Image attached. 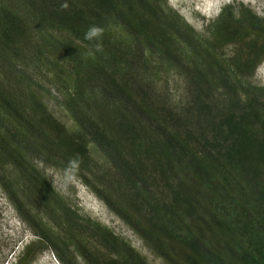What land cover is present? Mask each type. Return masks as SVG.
Masks as SVG:
<instances>
[{"label": "trees", "instance_id": "1", "mask_svg": "<svg viewBox=\"0 0 264 264\" xmlns=\"http://www.w3.org/2000/svg\"><path fill=\"white\" fill-rule=\"evenodd\" d=\"M263 62L264 16L242 0L203 32L167 0H0V192L32 236L12 264L47 250L60 264H149L47 169L161 264H264Z\"/></svg>", "mask_w": 264, "mask_h": 264}, {"label": "rangeland", "instance_id": "2", "mask_svg": "<svg viewBox=\"0 0 264 264\" xmlns=\"http://www.w3.org/2000/svg\"><path fill=\"white\" fill-rule=\"evenodd\" d=\"M185 21L198 32H203L209 20L214 18L223 5L236 0H167ZM258 15L264 16L263 0H242ZM176 89L175 81L172 80ZM257 85L264 86V62L259 66L254 78ZM176 92V91H175ZM51 111L66 121L61 109L54 101L47 100ZM55 189L68 199L81 216L89 217L108 227L116 235L128 242L149 264H161L145 247L140 238L119 218L111 213L80 181L73 176L51 169L46 170ZM29 230L18 220L15 212L0 192V264H12L23 245L30 241ZM33 264H60L50 251L40 254Z\"/></svg>", "mask_w": 264, "mask_h": 264}, {"label": "clouds", "instance_id": "3", "mask_svg": "<svg viewBox=\"0 0 264 264\" xmlns=\"http://www.w3.org/2000/svg\"><path fill=\"white\" fill-rule=\"evenodd\" d=\"M101 29L99 27H91L88 32L85 33V38L86 39H92L96 36H98L101 33Z\"/></svg>", "mask_w": 264, "mask_h": 264}]
</instances>
